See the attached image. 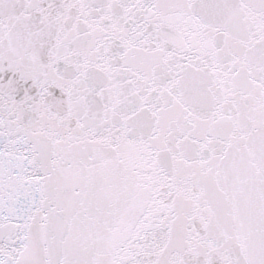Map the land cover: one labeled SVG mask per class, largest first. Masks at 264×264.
I'll list each match as a JSON object with an SVG mask.
<instances>
[{
	"label": "snow or ice",
	"instance_id": "1",
	"mask_svg": "<svg viewBox=\"0 0 264 264\" xmlns=\"http://www.w3.org/2000/svg\"><path fill=\"white\" fill-rule=\"evenodd\" d=\"M0 264H264V0H0Z\"/></svg>",
	"mask_w": 264,
	"mask_h": 264
}]
</instances>
